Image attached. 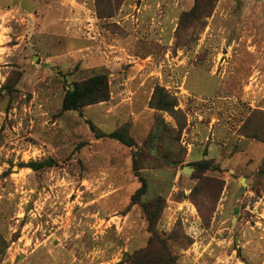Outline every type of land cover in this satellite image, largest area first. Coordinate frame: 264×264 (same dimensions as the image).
Instances as JSON below:
<instances>
[{"label":"rangeland","instance_id":"rangeland-1","mask_svg":"<svg viewBox=\"0 0 264 264\" xmlns=\"http://www.w3.org/2000/svg\"><path fill=\"white\" fill-rule=\"evenodd\" d=\"M22 1L0 0V264H118L147 247L143 203L177 264H264V0H91L80 21ZM99 74L109 98L63 112Z\"/></svg>","mask_w":264,"mask_h":264},{"label":"trees","instance_id":"trees-1","mask_svg":"<svg viewBox=\"0 0 264 264\" xmlns=\"http://www.w3.org/2000/svg\"><path fill=\"white\" fill-rule=\"evenodd\" d=\"M109 80L106 74L92 76L86 80L73 83L72 87L67 89L63 103V112H77L83 108L104 102L109 98ZM152 105L160 111L174 112L175 104L170 96L161 87H157L152 100ZM91 129L99 138H110L116 140L127 147H135L137 143L135 139L125 129L116 130L110 133L98 132L95 126L90 123ZM134 171L138 170L136 154L133 157ZM52 167L53 162L47 161L42 164L32 163L29 167L38 171L42 167ZM148 185L145 180L141 181V187L132 197L131 203L137 204L141 198L147 193ZM147 221L149 224V232L151 237L147 247L137 252L127 254L125 258L118 264H177V260L173 255L168 240L160 236L156 231L157 221L161 215L162 209L156 210L153 203L142 204Z\"/></svg>","mask_w":264,"mask_h":264},{"label":"crops","instance_id":"crops-1","mask_svg":"<svg viewBox=\"0 0 264 264\" xmlns=\"http://www.w3.org/2000/svg\"><path fill=\"white\" fill-rule=\"evenodd\" d=\"M24 1V0H23ZM22 1V2H23ZM59 10L62 13V16L68 14L69 18L70 15H73L72 21L74 20H81L79 16H83V9L88 8V5L92 4L91 0H60L59 1ZM48 2H45L44 7L47 8V13L52 9V6L47 4ZM21 3L15 2V6H20ZM5 7L4 4L0 2V10L2 11ZM72 25H74L72 23ZM68 27V26H67ZM69 28V27H68ZM70 29V28H69Z\"/></svg>","mask_w":264,"mask_h":264},{"label":"water","instance_id":"water-1","mask_svg":"<svg viewBox=\"0 0 264 264\" xmlns=\"http://www.w3.org/2000/svg\"><path fill=\"white\" fill-rule=\"evenodd\" d=\"M193 171H194V169L190 168V167H187L184 169V173H186V174H191Z\"/></svg>","mask_w":264,"mask_h":264}]
</instances>
